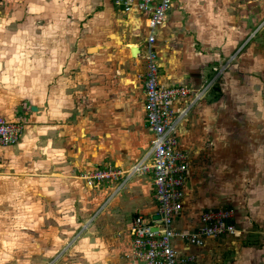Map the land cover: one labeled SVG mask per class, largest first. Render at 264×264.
<instances>
[{"label": "rangeland", "instance_id": "374dc122", "mask_svg": "<svg viewBox=\"0 0 264 264\" xmlns=\"http://www.w3.org/2000/svg\"><path fill=\"white\" fill-rule=\"evenodd\" d=\"M248 1L249 7L243 8L240 16L246 15L257 27L252 33L247 26L245 34L251 32L250 41L241 46L248 35L244 37L241 29L234 28L239 15L232 10L236 0H226L231 13L224 19L214 14L219 27L215 33L222 36L211 35L218 47L212 42L210 52L220 50L226 60L237 52L242 56L249 53L264 67V0ZM110 3L0 0V38L16 41L18 52L27 48L19 42L26 37L45 43L43 50L49 56L53 75L49 87L60 86V91L27 95L30 100L26 104L40 97L39 104L43 102L45 110L57 112L51 122L62 132L57 137L56 128L55 137L49 139L51 153L41 140H31L26 146L16 143L0 147V159L6 161L5 165L0 162V264H125L115 239L122 237L127 225L120 203L130 179L110 201L108 195L125 175L112 189L106 185L86 188L79 179V174L95 165L119 167L123 160L126 168L122 172H126L140 161L148 145L140 114L143 67L138 58L127 56V35L131 32L122 23L125 15L114 6L110 8ZM175 10L181 29L188 15L178 2ZM256 10L258 15L251 21ZM145 33L142 28L132 35L140 40ZM32 47L42 50L40 45ZM58 100L63 102L59 110ZM14 121L25 125L22 119ZM175 137L183 147L179 131ZM149 176L135 173L129 178L141 179L147 188ZM222 205L216 204L217 208ZM111 209L115 211L110 213ZM176 223L188 227L180 222L173 225ZM223 237L214 238V244ZM122 238L128 241L126 234ZM249 239L246 242H251Z\"/></svg>", "mask_w": 264, "mask_h": 264}, {"label": "crops", "instance_id": "0c3cea01", "mask_svg": "<svg viewBox=\"0 0 264 264\" xmlns=\"http://www.w3.org/2000/svg\"><path fill=\"white\" fill-rule=\"evenodd\" d=\"M176 2L182 5L183 12L188 15L182 26L180 24L181 29L178 27L180 18L175 10ZM233 4L232 10L239 14L233 22L234 28L241 29L245 34L249 26V31L253 30V33L257 27L252 26L246 15L240 16L241 10L249 7L246 5L249 1L236 0ZM170 8L163 25L154 33V49L159 56L160 84L185 85L198 90L212 81L203 94L206 97L202 95L190 107L178 128L183 147L180 141L178 144L188 155V181L181 213L174 222L188 227H179V223L173 227L175 230L195 229L202 211L223 204L222 208L229 207L233 210L232 222L240 232L235 237H223L216 244L213 239H206L202 247L185 246L178 240H173L172 245L178 253L192 256L196 264H264V67L258 65L260 59L251 57L249 53L242 56L237 52L226 60L221 56L223 53H219L220 50L210 52V47H218L214 43V36H211L219 29L214 14L223 16L224 19V15L231 13L226 0H173ZM257 13L256 10L251 21ZM125 17L122 23L131 32L127 35L130 43L126 45V52L131 57L130 48L136 47L139 53L146 35L145 33L142 39L137 40L132 33L145 29V21L143 16ZM250 33L245 34L244 37L248 35V40L241 44L242 47L250 41ZM215 34L222 36L218 31ZM19 42L27 48L18 52L16 41L0 38V117L17 124L20 123L14 119L25 121L16 143L26 146L31 140H41L46 142L44 144L48 149L51 146L48 141L55 137V129L58 131L57 137L62 133L51 122L54 111L45 110L43 102L39 104L40 97H36L33 103L26 104L30 100L27 95L59 93L60 86L49 87V77L53 75L50 74L49 56L43 50V40L36 43L32 38L26 37ZM33 45L42 46V50L33 49ZM10 46L14 49L8 48ZM138 53L134 59L138 58L142 65ZM18 95L26 96L17 98ZM57 103L59 110L63 102L58 100ZM142 103L143 96L140 106L143 121ZM30 107H34L35 111H31ZM143 128L145 130L144 121ZM146 138L148 142V133ZM17 148L15 146V150ZM146 148L147 144L144 153ZM48 150L53 152L52 149ZM7 151L9 149L2 152ZM47 152L45 154L49 156ZM126 152L124 150L123 157L127 155ZM3 158H7L6 155ZM0 162L6 164L4 160L0 159ZM106 164L108 163L95 166ZM118 168L121 171L125 169L126 161H121ZM128 180L130 182L126 185ZM143 183L141 179L131 177L119 188L115 184L106 185L107 189H112L111 186L115 185L108 195V201L126 185L124 201L120 205L127 218L122 237L126 234L128 241L122 237L115 239L117 246H121L125 264H132L128 257L130 240L127 233L131 217L135 214L147 217L154 209L151 180L147 188ZM130 208L136 210L131 211ZM114 211L111 209L109 212ZM247 239L251 242H246Z\"/></svg>", "mask_w": 264, "mask_h": 264}, {"label": "built area", "instance_id": "2783aa9c", "mask_svg": "<svg viewBox=\"0 0 264 264\" xmlns=\"http://www.w3.org/2000/svg\"><path fill=\"white\" fill-rule=\"evenodd\" d=\"M173 0H112L122 14L143 16L146 35L138 56L142 61V112L149 140L140 161L122 172L113 165H102L80 174L87 188L115 184L125 175L119 187L133 174H150L152 213L145 217L135 214L127 230L130 240L128 255L132 264H196L192 256L182 255L172 245L178 240L185 246L202 247L206 239L220 236L235 237L233 210L213 208L198 216V227L175 230L174 219L182 210V200L188 181V155L175 137L185 114L205 93L212 81L203 88L192 90L185 85L164 86L159 82L158 56L154 49L155 31L167 16ZM21 125L0 117V147L14 145L21 133ZM264 160V158H263ZM118 187V188H119Z\"/></svg>", "mask_w": 264, "mask_h": 264}, {"label": "water", "instance_id": "95a60500", "mask_svg": "<svg viewBox=\"0 0 264 264\" xmlns=\"http://www.w3.org/2000/svg\"><path fill=\"white\" fill-rule=\"evenodd\" d=\"M138 53V49L136 47H131L130 48V55L131 57H136V54ZM31 111H35L34 107H30Z\"/></svg>", "mask_w": 264, "mask_h": 264}]
</instances>
